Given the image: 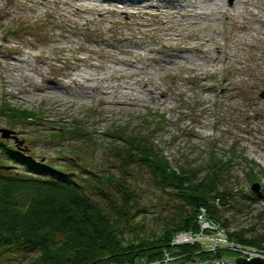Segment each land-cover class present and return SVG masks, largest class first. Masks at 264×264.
Returning a JSON list of instances; mask_svg holds the SVG:
<instances>
[{
  "label": "rangeland",
  "instance_id": "1",
  "mask_svg": "<svg viewBox=\"0 0 264 264\" xmlns=\"http://www.w3.org/2000/svg\"><path fill=\"white\" fill-rule=\"evenodd\" d=\"M186 1L0 0V128L15 131L22 147L41 160L58 166L66 156L106 175L120 173L118 157L108 149L115 143L109 136L112 129H118L113 131L116 135H148L172 165L195 169L197 177L211 158L229 162L231 169L222 171L219 189L236 196L219 212L228 219L230 231L252 227L253 233L264 234V217L256 216L264 208V199L256 195L264 192V48L254 40V28L261 25L253 19L245 21L252 28L238 55L226 61L224 55H216L218 60L209 65L202 55L181 52L180 45L196 38L187 30L176 46L165 40V32L178 33L187 24V18L179 20L175 12V6ZM85 2L94 3L101 12L77 13L72 5ZM230 26L219 23L218 28L230 38L233 33L245 34L241 29L230 33ZM113 68L127 72L130 82L129 72H142L148 89L139 91L138 103L103 102L96 91L83 90L73 80H81L85 71L108 77ZM43 87L47 92H42ZM6 104L35 117L9 122L1 114ZM60 131L62 137L51 135ZM72 163L68 166L74 173ZM247 168L255 177L252 182ZM125 179L135 193L129 208L134 218L129 230H123L125 237L151 236L178 218L180 201L168 189L155 186L147 171L134 165ZM253 182L257 191L250 189ZM103 183L111 187V181ZM253 196L258 199L252 201ZM190 231L199 233L198 227ZM228 252L229 257H237ZM13 256L12 252L3 255ZM172 260L164 250L160 264Z\"/></svg>",
  "mask_w": 264,
  "mask_h": 264
},
{
  "label": "trees",
  "instance_id": "2",
  "mask_svg": "<svg viewBox=\"0 0 264 264\" xmlns=\"http://www.w3.org/2000/svg\"><path fill=\"white\" fill-rule=\"evenodd\" d=\"M3 108L1 114L9 122L35 117L10 104ZM114 130L118 129H112L109 136L115 143L108 149L112 148L118 157L120 173L108 175L72 163L66 156L63 165H53L32 155L28 148L16 147L14 142L10 144L0 137V264L152 263L161 259L164 250L173 257L170 264L207 263L229 257L228 250L204 251L200 246L187 244L171 246L174 233L197 229L200 207L227 230L229 241L264 248V234L253 233L252 227L230 231L228 219L219 212L236 196V192L219 189L222 171L231 169L229 162L211 158L204 174L197 177L195 169L172 165L148 135L122 136ZM61 132L51 135L62 137ZM96 149L91 148L92 152ZM70 163L77 173L69 168ZM134 165L147 171L155 186L168 189L180 201L178 218L166 222L151 236H124L123 230L132 226L134 213L129 208L135 198L125 175ZM247 169L252 182V169ZM105 180L111 181L110 188L103 183ZM256 195L264 199V192ZM256 216L264 217V208ZM6 252L14 256L3 257Z\"/></svg>",
  "mask_w": 264,
  "mask_h": 264
},
{
  "label": "bare ground",
  "instance_id": "3",
  "mask_svg": "<svg viewBox=\"0 0 264 264\" xmlns=\"http://www.w3.org/2000/svg\"><path fill=\"white\" fill-rule=\"evenodd\" d=\"M146 5H150V2L147 1ZM72 6L75 7L77 13L90 10H99L98 12H101V8L92 2H85L82 5L73 4ZM137 10L140 11V9ZM175 12L178 13L179 20L187 18V24L181 25L180 29L177 30L178 33L168 35L165 32V40L167 39L176 46L177 41L181 40L180 34L187 30V34L196 38L189 45H180L181 52H185L186 55H190L191 53L202 55L203 58L201 59L204 63L210 65V63L217 61L216 55H224L222 56V60L224 61L234 57L241 49V45L243 44L241 41L246 36H250L248 34L252 26L250 27L245 23L249 19H253L261 25L254 28V40H258L264 48V0H188L184 4L178 3L175 6ZM154 13L157 14L158 11ZM171 13H174V11H171ZM239 19H241V22L237 21ZM219 23L231 25L230 33L233 29H241L245 34L243 36L242 34L233 33V36L230 38V36L228 37L223 32V29L218 28ZM226 55L228 56L226 57ZM121 62L128 63L122 60ZM128 66L132 67L130 63ZM140 70H143V68ZM108 72L109 75L107 77L105 75L100 76L91 71H85L80 76L81 80H75L74 78L73 80L83 90L90 89L91 91H96L101 96V101L106 102V100L110 99L111 103L119 105L138 103L141 99L137 96L139 91L141 89H148L146 88L147 82L139 70L134 71L137 74L129 72L130 77H132L131 82L127 80L126 74L128 73L120 68H113L108 70ZM110 79H114L115 81L112 82ZM41 90H43V93L47 92L45 88ZM133 91H135V94ZM54 92L51 91L52 94Z\"/></svg>",
  "mask_w": 264,
  "mask_h": 264
},
{
  "label": "built area",
  "instance_id": "4",
  "mask_svg": "<svg viewBox=\"0 0 264 264\" xmlns=\"http://www.w3.org/2000/svg\"><path fill=\"white\" fill-rule=\"evenodd\" d=\"M196 225L198 227V234L197 232H191L190 230L179 231L173 234L170 243L177 244L181 243V241L184 243L201 242L199 246L203 250L214 251L223 248L233 251L238 256H242L246 259H249L252 256L264 258V248L229 241L224 228L219 226L218 223L214 222L208 216L207 210L204 207H200L196 214ZM201 237L206 238L202 239ZM220 260L221 262L225 261L223 259ZM225 262L232 263L230 261ZM139 264H160V259L152 263L142 260Z\"/></svg>",
  "mask_w": 264,
  "mask_h": 264
},
{
  "label": "water",
  "instance_id": "5",
  "mask_svg": "<svg viewBox=\"0 0 264 264\" xmlns=\"http://www.w3.org/2000/svg\"><path fill=\"white\" fill-rule=\"evenodd\" d=\"M15 131L9 130L8 128H0V137L3 139H11L16 147H22V139H18V137L14 134ZM251 190L257 191V185L256 183H252ZM221 259H224L225 261H230L233 264H264V258L262 257H257V256H252L249 259H246L242 256H237V257H222ZM218 262H207V263H198L195 261L193 264H232V263H227V262H220L221 260H216Z\"/></svg>",
  "mask_w": 264,
  "mask_h": 264
}]
</instances>
